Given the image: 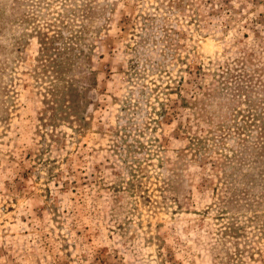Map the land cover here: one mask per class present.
Here are the masks:
<instances>
[{
	"label": "rangeland",
	"instance_id": "374dc122",
	"mask_svg": "<svg viewBox=\"0 0 264 264\" xmlns=\"http://www.w3.org/2000/svg\"><path fill=\"white\" fill-rule=\"evenodd\" d=\"M263 40L264 0H0V264H264Z\"/></svg>",
	"mask_w": 264,
	"mask_h": 264
},
{
	"label": "trees",
	"instance_id": "16d2710c",
	"mask_svg": "<svg viewBox=\"0 0 264 264\" xmlns=\"http://www.w3.org/2000/svg\"><path fill=\"white\" fill-rule=\"evenodd\" d=\"M41 41H42L41 42V56L43 58L47 57L49 66L52 67V70H55V73H56L59 69H62V70L67 69V66H68L67 64L70 58L69 54L72 51L73 47L65 45V44H63L62 47L56 46V42L59 40L56 38H48L47 36H44ZM260 45H261V42H258L255 48H260ZM198 89H199V92L198 93L195 92L196 98L194 102H191L190 100H187L186 98L181 97V101H182L181 106L187 107L190 105L191 106L195 105L196 108H199L197 111H195V114L199 115L196 117V120H199L200 122L201 121L207 122V120H210V122H212L211 124L214 123L213 130L209 131V133L214 132L216 134L214 135V140L218 139L219 142L223 143L226 137H229V135H233L230 133L232 129H234L235 131L234 133L236 135H238V132H239L240 135L247 137V135H245L246 133L245 129L247 128V126L236 122L235 126L233 127L232 122L235 123L234 121L236 119L234 120L230 118V116H232V113L230 112L229 106H226L225 108L224 107L218 108L217 106H220V104L218 103L216 105L211 104L213 100H215V98L212 100L209 99L208 98L209 93L208 92L205 93L203 88L200 85L198 86ZM203 102L204 104L202 105ZM199 103L201 104V107L198 106ZM227 105H230V102ZM254 124H255V121H254ZM223 126L225 127L226 130H224ZM220 127L222 128V130L219 129ZM263 131H264V123H262V125L259 126L255 134L256 138H253L254 140L253 142H256V143L252 144V146L253 147L256 146V148H254L256 149V152L254 150L251 151L250 149H246L245 151L239 152V153L234 152V158L238 162L240 163L243 162L244 164H246L247 168L249 169L251 167H261V169L264 170V140L262 139V137H259ZM248 138H250V136L245 138V140H247ZM259 141H262V142L260 143ZM219 142L217 141L216 144H219ZM198 145H201V142ZM202 146L203 147L195 149L196 153L194 154V161H196L198 166H201L204 169V174L208 176L209 175L216 176L218 172L224 171L227 167H226L225 159L223 158V156H221L222 158H220L218 153H215V154L211 153L212 149L210 150L207 147V145L206 146L202 145ZM213 150L215 151V149ZM217 150L219 151L218 148ZM209 153L211 154L209 155ZM182 155L185 156L186 154L182 153ZM252 157L255 158L256 160L253 161ZM183 162L185 161L182 160L181 163H178V164H182ZM250 170H253V168ZM205 171H207L208 174H206ZM212 177H211V180H206V182L209 184H212L213 182Z\"/></svg>",
	"mask_w": 264,
	"mask_h": 264
}]
</instances>
